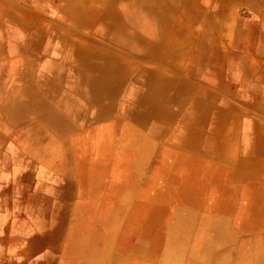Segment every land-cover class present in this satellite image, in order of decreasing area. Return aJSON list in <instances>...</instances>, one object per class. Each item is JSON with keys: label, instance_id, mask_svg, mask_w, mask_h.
<instances>
[{"label": "crops", "instance_id": "0c3cea01", "mask_svg": "<svg viewBox=\"0 0 264 264\" xmlns=\"http://www.w3.org/2000/svg\"><path fill=\"white\" fill-rule=\"evenodd\" d=\"M11 1L14 3H0V7L12 6L15 8L13 11L14 21L19 25L22 35L32 32L35 34L30 39L28 38L26 50H23L25 53L30 50V54L33 55L34 45L31 43H34V40L40 37L39 31L51 35L54 34L55 30H59L58 34L65 42L63 47L67 43L70 47L73 43L75 44L73 47L80 52V60L77 61L82 64L79 66L86 71L95 72L96 76L100 75L102 78L98 79L100 82L105 80L102 83L103 86L101 85V88L96 90L98 96L92 94L89 100L79 101L81 113L72 112L73 114L68 113V116H65V111L62 112L64 115L57 112L56 115L67 117L65 120L67 125L64 126L62 122L60 128L68 129L69 132L74 133V129L78 126H72L71 122L74 124L81 122L79 125L84 126L87 123H95L91 121L92 119H98L97 122H101L104 119L106 120L107 117H111L116 107L120 106V95L116 96V91H120L119 87L128 85L141 87L143 95L141 100H137L136 96H123L122 103H125L121 109L122 111L118 112V117L126 119V133L132 136L135 134V129H133V124L129 126V119H134V107L141 106L144 123L137 133L142 135V142L145 143H150L151 137L154 135L160 136L165 126L172 125L176 110H180L177 102H181L182 99L190 100L188 118L181 126H174L175 131L180 127L188 128V132L189 128H194L195 125L203 127L211 120V117L216 121L211 129L222 128L225 124H228L229 130H232L234 124L241 120L244 132L241 139L246 144L243 148V154H241L242 157H238V161L235 163V168L228 169V173L224 172L226 179L222 182L225 181L226 185L221 186L220 180L213 178L216 184L213 190L210 191V207L216 210V214L211 218V223L208 226L209 231L216 235L219 234L217 231L220 229H228L225 225L227 215L223 214H228L230 211L231 201L226 199L224 203H220L223 196V193L221 194L219 190L220 187L232 192L236 191V186L233 184H237L238 193L241 191L242 195L245 193L244 203L241 202L243 208L240 207L238 211L239 214L242 212V218H240L238 226H242L246 213H251V208L254 214L255 211L262 209V204H264V44L255 45L253 51L242 47L245 30H250L253 23V19L247 16L251 15L250 17H253L252 14L258 13L260 20L258 33L260 35L264 33V4L262 2L258 0H231L230 3H236L234 7L243 4L247 10L252 11L251 13L242 10L239 14L238 10H234V7L233 9L230 7L226 11L227 6H224L222 2H227V0H58V5H52L51 2H45L44 0H37L33 2L37 13L28 16L24 13L23 7L29 6L32 8L31 0ZM180 8L187 12V18H190L194 25L199 28V31L193 32L196 35V42L192 43L190 40L187 42V33L174 20L175 11L176 9L181 10ZM0 11L2 10L0 9ZM226 12H229L233 22H235L232 26V31H235L234 36L228 43L223 41L224 45L217 42L211 43L219 38L224 29ZM79 31L82 35L78 34ZM5 35L10 36V34L2 33L0 38H4ZM114 46L127 50L132 54L141 55L149 64L157 65L160 76L158 82L155 83L149 75L144 78H127L123 82V79L119 78L118 72L133 71L134 65L120 66L119 59L115 54L117 50L114 49ZM230 49L235 51H228ZM190 51H192L191 57L189 53H186ZM61 56L66 58V55ZM189 58L196 64V68L193 70L184 69L183 66ZM65 62L69 63L65 59L59 62L60 66L64 67L63 71H66L72 65ZM197 69L198 72H196ZM106 70L116 71L115 76L111 77L110 74V77L108 75L103 79L102 75ZM5 71L0 65V73ZM33 71L35 70L32 68L30 70L25 68L20 70L15 78L7 77L9 79V82L7 81L8 85L12 88L2 94L4 99L1 101L0 107H2L1 114L6 119H10L8 124L12 125L11 128L16 130V127H18V130L15 131L19 147L16 150V163L20 165L18 167L21 171V179L27 180L24 173L29 175L30 169L36 167L38 169L37 178L40 180L37 182V186H40L41 182L46 183L48 177L46 175L48 170L45 168L49 166L50 163L48 162L51 161L50 152L44 154V150H47L45 143L39 145L33 142L31 138V143L28 144L24 143L22 139L24 133L32 135L39 133L33 126L23 123L24 120L38 118L30 108V112L25 115L22 112L23 103H30L35 106V102L39 100L37 79L23 78L25 74H33ZM93 72L90 74L91 81L93 80ZM55 80L54 78L52 81ZM95 83L97 82L95 81ZM107 86L114 88L111 91L114 99L109 102L110 104L106 100L104 101L102 97L103 87L106 88ZM191 86L195 92L187 90ZM192 94L195 96L186 97ZM66 97L61 95L58 97L60 100L57 99L56 101H67L69 98L64 100ZM156 98L159 99L158 103H156ZM49 101L54 100L51 98ZM216 102H219V106L216 105ZM54 103L57 102L54 101ZM174 105L176 106L175 109L172 108ZM33 111H37V108ZM52 111L54 112V110ZM106 113L107 115H105ZM75 115H79V117L76 118ZM230 117L232 118L231 122ZM75 120H79V122ZM146 128L149 129L152 135L146 132ZM92 129L85 134L97 136L107 132L103 131V125ZM65 132L66 130L62 133ZM110 132L113 134L112 131ZM178 136L176 144H180L186 150L195 148L197 151H194V154H192L193 152L190 153L191 155L188 156L175 154L171 163L163 166L162 172L165 179L162 178V175L160 176L162 168L160 172H154L155 175L158 174L159 178H156L158 184L154 181L152 184L157 185L158 189H153L151 185H147L144 187L142 194L145 196L149 194L150 198H159V207L167 204L178 193L201 199L206 186L212 179V176L208 174L201 163L209 159L216 164L219 162L217 161L219 158L216 157L218 142L209 141L211 144L208 147L200 148L199 146H193L194 142L186 138V135L182 137L180 133ZM96 144H98L96 149L100 152L99 157L101 159L102 142H100V145L99 141ZM54 146L57 147L53 150L55 154L56 152L58 154L59 159L55 165L61 172V182L53 186L46 183L43 196L47 198L50 194H53L58 199L54 210L58 214L57 222H54L51 232L44 235L39 233V228L44 225L42 222L31 223V238L24 239L22 237V193L17 194L15 191L13 197L17 199L19 197V205H16V202H14V206L9 207L0 205V264H62L67 244L63 231L69 221L73 222L71 225H75L76 229H79L78 227L82 224L84 230L88 228V231L91 232L88 239H83L84 236L80 238L81 234L78 235L75 231L73 232L71 240L78 238V245L74 246L72 251V254L76 258L78 257L77 263L74 264H89L90 261L83 253L87 251L93 242L99 241L98 245L100 247L104 246L105 250L110 249L115 254L114 258L124 262V264L127 261L133 264H146L143 260L147 258L151 245L156 246L155 244H157L154 236L137 232L135 239H138L137 241L141 243L140 247L127 245L122 248L114 246L116 240L115 237L112 240L113 232H115L113 226L119 222V217L122 214L119 203L113 200L114 195L120 191H115V185H118V183L114 185V191L108 195L102 194L100 199H107H104L103 202H101L102 200L92 201L83 198L82 193L85 188H82L72 178L69 141ZM136 147L139 148V146ZM237 148L240 150L238 146ZM28 150L31 152L30 157L32 159L37 157L43 159L44 163H41V165L45 168L29 161V159L25 160L24 155L28 156ZM216 164V167H220ZM236 166L238 167L236 168ZM41 178L46 180L41 181ZM127 182V180H121L122 187ZM19 191H21V186ZM133 191V187L128 189V195ZM94 195L99 196L100 192L95 191ZM251 199L253 201L250 204ZM89 203H94L93 208H90ZM190 203V201L184 204L181 203V208L186 206L185 208L188 210L194 209ZM106 204L110 206L109 210H107ZM186 209L182 208L176 211L177 221L185 222L188 214ZM68 210H71V218L66 216ZM103 216H110V220L112 219L113 222L109 223L107 230L99 234L103 237L99 240L96 239L93 232L95 230L97 232V230L104 227ZM177 221H173L172 227L177 226V229L180 230L183 224L179 223L177 225ZM151 222V219L146 221L149 232H151ZM260 231V235L254 237L252 245L245 243L244 246L239 247L240 250L237 251V258L234 262L228 263V254H224L212 258L211 264H220L222 261L226 264H264V228ZM167 237L168 241H174L176 238L172 235ZM126 238L121 236L122 240ZM126 241L124 240L125 244ZM102 242H105L106 245H102ZM49 245L50 249L46 250ZM127 248L129 250L132 248L133 252H130ZM96 249L100 251L98 246ZM131 255L136 259H129L128 256Z\"/></svg>", "mask_w": 264, "mask_h": 264}, {"label": "rangeland", "instance_id": "374dc122", "mask_svg": "<svg viewBox=\"0 0 264 264\" xmlns=\"http://www.w3.org/2000/svg\"><path fill=\"white\" fill-rule=\"evenodd\" d=\"M35 1L37 0H31L32 8L29 6L23 7L24 13L28 14V16H31L32 13H37L33 5V2ZM44 1L51 2L52 5L59 4L58 0ZM258 1L264 4V1ZM230 2L231 0L222 2L224 6H227L226 11L230 7L233 9L236 4ZM0 3L11 4L14 2L11 0H0ZM0 9L2 10L0 11V35L2 33L10 34V36L5 35L4 38H0V65L6 70L5 72L0 73V103L4 99V95L2 94H4L6 90H10V88H12L10 85H8L9 79L7 77L15 78L19 74L20 70L25 68L30 70V68H32L35 70L33 71V74L29 73L32 76L25 74L23 77L26 79H37V94L39 97V104H46L48 108L52 106L58 108L57 112H59L60 115H64V113H62L63 111H65V116H68V113L73 114L72 112L81 113L79 101L89 100L92 94L98 96V92L92 91V88L89 85L92 77H90L88 84L83 86L84 89L82 86L77 85L80 77L78 74H82L84 72L83 68L74 64L76 67L70 65L66 71H63L62 67L60 66L59 62L62 59H65L61 55H68L70 50L75 49L73 47L75 44L71 43L69 47L67 43L63 47L65 44V42H63V45L59 47L60 50H62L61 54L56 52L58 56H54V54L52 55L51 53L53 50L51 49V45L47 43L48 39L43 36V34L46 32L39 31L38 34L40 37L34 40L35 45L33 46L34 49L32 50L34 52L33 55L30 54V50H28L27 54L23 50H26L28 40L35 34H33V32L23 35L21 34L19 25L14 21V7L4 6L0 7ZM180 9L181 10L176 9L174 20L176 23L178 22L183 27L182 30L187 33V42L188 40H190L192 43L194 41L196 42V35L193 32L199 31V28L194 25L190 18H187V12L184 9L183 11L182 8ZM234 10H238L239 14H241L242 10L252 13V11L247 10L243 4L234 7ZM38 12L41 14L40 11ZM252 15L254 18L250 17L251 15L247 16L248 18L253 19V23L250 30H245L246 32L242 39V47L249 50L251 49L253 51L255 49V45L258 46L261 43L264 44V33L261 35L258 33V27H260V20L258 17L259 14L255 13V15ZM11 24H14L17 32L12 29L14 27ZM234 24L235 22H233L231 15L229 12H226L225 24L223 27L224 29L219 35V38L211 43L217 42L224 45L223 41L226 43L230 42L235 32L232 31V26H234ZM78 34H81L80 31ZM46 43L48 45H46ZM53 43L57 46V42ZM114 49L117 50L115 51V54L119 59L120 66L127 67L131 66L132 64L134 65L133 71L129 70V72H118V76L121 80L123 79V82H125L127 78H144L145 76L148 77V75L155 83L158 82L160 76L157 65L155 66L149 64L147 60L141 55L132 54L127 50L119 49L117 46H114ZM228 51L232 52L235 50L230 49ZM186 53H189L190 57L192 56V51ZM65 63L67 64V62ZM183 66L184 69L190 70L196 68V64L191 58L187 59ZM56 68H58V71L60 70V75L54 76L56 80H51L50 82L44 81L46 75H50L49 71L53 73ZM196 72H198V69ZM92 74L93 79H95V72ZM194 84L196 85L197 82ZM104 89L106 88L103 87V100H106L107 103L110 104L109 102L114 98H112V95L109 96ZM119 90L120 91H116V96L120 95V106L116 107L111 117H107L106 120L104 119L101 122H97L98 119H92L91 121L95 123H87L86 125L84 124V126L75 124V126L78 127L74 129V133L69 132L68 129H57L55 126H53V121L49 117L51 114H49L47 118L45 116H39L37 119L24 120V124L33 126L34 129L39 133L36 135L24 133L22 135L23 142L30 144V139L32 138L33 142H36L39 145L45 143V148L47 150H44V154H47L46 152H50L49 154L51 156V161L48 162L50 164L47 168L41 165V163H44L42 158L37 157L32 159L30 157V150H28V156L26 154L24 155L25 160L29 159V161L39 164L48 170V173L44 172L45 174L47 173V180L41 178V181L46 180V183L50 184V186L58 185L61 182V172L55 165L59 158L57 152L55 154L53 150L57 147H53V145L64 144L68 140L70 145L69 152L71 159L72 178L77 184H80L82 188H85L84 192L82 193L83 198L92 201L102 200L101 202H103L104 199H107H100L102 194L108 195L110 193V188H114L115 184L118 183V186L115 185L117 189L119 185L121 186V180H127V184L125 183L123 185L124 187H122V189L114 195L113 200L119 203V208H121L120 211H122V214L119 217V222L113 226L115 232H113L114 235L112 240L115 237L116 241L114 240V246L116 247L123 248L127 245L140 247L141 243L137 241L138 239H135L137 232L154 236L157 240V244H155L156 246H153L154 244L151 245L150 252L147 253L146 256L147 258L143 260V262L146 264H190L191 262H193L192 264H211L212 258H214L216 255L223 256L224 254H228V263L234 262L237 258V251L240 250L239 247L244 246L245 243L252 245L254 242V237L258 234L260 235V230L264 228V204H262V209H260V211H255V214L251 208V213H246V217L244 218V223L242 226H238L240 218L238 220L237 215L239 214V208H243L241 206V202L242 204L244 203L245 193H243V195L241 194L242 191L238 193L237 184H233L236 186V191L229 192L222 187L219 189L221 194L223 193L220 203H224L226 199L231 201L230 211L228 214H223L227 215V222L225 225L228 227V229L225 230V228L222 227L223 229L217 231L219 234L214 235L211 231H209L208 227L211 223V218L216 214V210L210 207V191L213 190L216 184L215 181H213V178L220 180V185L224 187L226 185L225 181L222 182V180L226 179L224 172L228 173V169L235 168V163L238 161V157H242L241 154H243V148L246 143H244V140L241 139L242 136H244L242 129L243 124H241V120L240 122H236V124H234L232 130H229L230 127L228 124H225V126L222 128L211 129L213 127V123L215 124L216 122L214 121V118L211 117V120L203 127L195 125L193 126L194 128H189V132L188 128L180 127V129L175 131L174 126H181L188 118V107L190 105V100L186 101L185 99H182L181 102H177L180 110H176V113L173 116L174 121L171 123L172 125L165 126L162 134L160 136H152L150 143L147 142V144L141 141L142 135L135 136L139 137L140 141L133 139V136L131 135H127V121L124 118L120 119L118 117V112L124 107L125 103H122L124 100L123 96H136L137 100H141L143 95V92L141 91L142 88L136 85H128L119 87ZM187 90L195 92L192 86ZM82 93L86 95L85 99L80 98L79 95ZM61 95L67 96L64 100H67V98L69 99L67 101H56ZM193 95L194 94L186 97L191 98ZM51 98H53V100L57 103H54V101H51L53 102L51 103L49 101ZM158 102L159 99L156 98V103ZM216 105L219 106V102H216ZM78 107L79 109H77ZM172 108L175 109L176 106L174 105ZM27 110L29 112V108ZM33 110L32 113L36 115L38 111ZM1 112L2 107H0V205L5 207L14 206V202L17 203L16 205H19L18 195V199L13 196L15 191L17 194L22 193V237L24 239H29L31 236L30 234L32 233L30 225L33 222H42L44 224L41 226L42 228H39V233H41V235L46 233L49 234V232H51L53 229L55 224L54 222H57L58 219V214L54 211L58 203V199L53 194H50L47 198H44L43 195L45 192L44 189L46 187V183L44 184L41 182L40 186H37V182L40 180L37 178L38 169L36 167L34 169H30L29 175L24 173L26 174L27 180L21 179V171L19 168L20 165L16 163V150L19 147L17 145L18 137L16 136L15 131L18 130V127H16V130L11 128L12 125L8 124L10 119H6V117H4ZM56 114L54 115V119L58 123L67 119V117L63 116L61 120L62 116H58ZM105 115H107V113ZM75 117L77 118L79 115H75ZM133 117L134 119H129L128 124L129 126L133 124V129H135L137 132L140 130L139 128L142 127L139 121H143V112L141 106L134 107ZM231 119L232 118L230 117V122ZM101 125H103V131H107L103 135L96 136L94 134H85L90 130H93L92 128ZM64 130H66V132L62 133ZM110 131H112L113 134ZM146 132L149 135H152L148 128H146ZM180 133L182 134V137H185L186 135V138H189V140L194 142L193 146H199L200 148L208 147V145L211 144L209 141L218 142L216 157L217 159L219 158L217 160L219 162L218 164L215 162L214 163L220 167H216L213 161L210 159L201 163L208 174L212 176V179L206 186L201 199L192 198L178 193V195L174 196V198H172V200L167 204H163V206L159 207V198H150L149 194H147V196L142 194L144 187L147 185H151V188L153 189H158L157 185L152 184L153 181L158 184L156 178L159 177L157 176L158 174L155 175L154 172L158 173L162 168V174H160V176L162 175V178L165 179V176H163L162 172L163 166L167 163H171V160L175 154L188 156L191 155L190 153L193 152L192 154H194V151H197L195 148H192L193 150H190V148L186 150L180 144L175 143L177 138H179L178 135H180ZM221 140H223L222 143ZM98 141L99 145L100 142H102L103 146L101 157L102 161L100 160V162H97V160L93 158L94 152L98 151V149H96V147H98L96 142ZM136 146H139V148ZM237 146L241 151L237 148ZM99 153L100 152L98 151V154ZM237 167L238 166H236V168ZM152 173H154V175H152ZM213 175L215 176L213 177ZM20 186L21 191H19ZM132 187L134 188V191L128 195L129 193H127V190ZM95 191L100 192V195H94ZM252 199L250 204L253 201ZM185 200L187 202L190 201V205H192L194 209L188 210L185 208L186 206L182 207L187 210L188 214L186 216L185 222H180V220L177 221L178 219L176 218V211H178V209H182L181 203H187ZM260 201H262V199H260ZM89 206L90 208H93L94 203H89ZM108 207L109 205L106 204V208ZM70 211L71 210L66 211V216L71 218ZM149 219L152 220L151 232H149V229L146 227V221ZM111 221L112 219L110 221H104V227L102 230H107V226ZM173 221H177V225L179 223L183 224V227L180 230L177 229V226L173 228ZM207 222H209L208 225H206ZM72 223L73 222L69 221V223L65 225L63 231V235L65 236L67 244L65 246V258H62V264L77 263L78 257L76 258V256L72 254V251L74 249L73 247L78 245V238L71 240V237H73V232L75 231L78 235L81 234L82 236L80 235V238H82L84 235L88 236L89 234L88 229L84 230L82 228V224H80V227H78L79 229H76L75 225H71ZM183 228L185 230H182ZM168 235H172L177 239L175 238L174 241H168ZM121 236L127 238L122 240ZM124 240H127L126 244ZM49 249L50 245L46 250ZM128 258L131 260L136 259L132 255L128 256ZM223 263L225 262L222 261L220 264Z\"/></svg>", "mask_w": 264, "mask_h": 264}, {"label": "bare ground", "instance_id": "6f19581e", "mask_svg": "<svg viewBox=\"0 0 264 264\" xmlns=\"http://www.w3.org/2000/svg\"><path fill=\"white\" fill-rule=\"evenodd\" d=\"M7 14V13H6ZM6 19V18H5ZM14 28H12L15 32H17L16 31V28H15V26H14V24H11ZM17 26V25H16ZM58 32H59V30H55L54 31V34H46V33H44L43 34V36L44 37H46L47 39H48V41H47V43L48 44H50L51 45V49H53L52 51H51V53H52V55L54 54V56L55 55H57L58 56V54H56V52L57 53H59V54H61V51L62 50H60V48L59 47H61L62 45H63V42H64V40H63V38L58 34ZM53 42H57V46L53 43ZM46 43V45H48ZM59 44H60V46H59ZM33 45H35V43L33 44ZM54 45H55V47H54ZM48 48V47H47ZM75 48V47H74ZM76 49V48H75ZM75 49H72V50H70V52L68 53V55H66V57L67 58H65V60L66 61H68L69 63H73L72 65L74 66V64L75 65H81L82 63H79L77 60H80V52L78 51V50H75ZM49 52V51H48ZM70 57V58H69ZM52 60V59H51ZM81 62V61H80ZM104 63L107 65V63H106V61L104 60ZM68 64V63H67ZM74 67H76V66H74ZM73 67V68H74ZM64 67H62V69H63ZM82 68V67H81ZM70 69V68H69ZM60 71V70H59ZM59 71H58V68H56L54 71H53V73H51V71H49L50 72V75H46V78H44V81H47V82H50L51 80H53L54 79V76H59L60 75V73H59ZM83 73L81 74H78V76H80L79 77V82L77 83V85H80V86H82V88H83V86H86V84H88V82H89V79H90V74H91V72H93V71H89V70H85L84 68H83ZM106 74V75H105ZM110 74H111V77H114L115 76V74H116V71H112V70H106L105 72H103V75H102V77H103V79L105 78V77H107L108 75V77H110ZM24 79H26L25 77H23ZM98 79H102L101 78V76L99 75V76H96L95 77V79H93V82L91 81L90 82V84H92V85H90V87L92 88V91H94V92H98V91H96L97 89H100L101 88V85H102V83H104V81L105 80H101V82L98 80ZM95 81H97V83H95ZM99 83V84H98ZM103 86V85H102ZM84 89V88H83ZM105 90V92L106 93H108V95L110 96L111 94H112V92L111 91H113L114 90V88L113 87H109V86H107L106 87V89H104ZM103 91V90H102ZM80 96V98H82V99H85V97H86V95H84L83 93L81 94V95H79ZM93 103H94V100H93ZM28 104V105H27ZM27 104H22V112H23V114L25 115L26 113H28V108H30V110H33V109H35V108H37V116L39 117V116H42V115H45L46 117L49 115V114H51L49 117H50V119H52V124H53V126H55L57 129H60V124L63 122V125L64 126H66L67 125V123L65 122V121H60V123H58L57 121H55V119H54V115L57 113V109L58 108H56V107H54V106H52V107H50V108H48L47 106H46V104H39L38 103V101L37 102H35V106H32V104H30V103H27ZM30 110H29V112H30ZM52 110H54V112L52 111ZM62 118H63V116L61 117V120H62ZM76 122H79V120H77ZM81 122H79L78 123V125L80 124ZM139 123L142 125L143 123H144V121H139ZM71 125L72 126H75V124L74 123H72L71 122ZM136 135H140V134H138L136 131H135V134L134 135H132L133 136V138L135 139V140H139L140 141V138L139 137H135ZM100 136V135H99ZM141 141H142V139H141ZM137 144H139V143H137ZM93 158L94 159H96L97 160V162H100V157H99V154H98V151H95L94 152V155H93ZM102 161V160H101ZM230 170V169H229ZM118 186V185H117ZM117 189H119V190H121L122 189V184H121V186L119 185V187H117ZM116 189V187H115V191H118ZM112 191H114V189L113 188H110V192H112ZM235 191V190H234ZM110 207V206H109ZM107 208V210H109L110 208ZM106 210V211H107ZM239 218H242V212H240V214H238L237 215V219L239 220ZM103 221H110V216H108V217H105L104 218V216H103ZM112 222V221H111ZM86 229H88V228H86ZM105 230L103 229H100V230H97V234L95 233V232H93V234L95 233V237H96V239H99V240H101L103 237H101V235H99L101 232H104ZM91 232H90V230H89V234H90ZM88 234V236H86V235H84V237H83V239H88L89 238V235ZM82 241V240H81ZM88 243V242H87ZM100 243V241L99 242H96V243H94L93 242V244L87 249V251H84V255H86L87 256V259L90 261V263L89 264H124V262H122V261H119V260H117V259H115L114 258V255L115 254H113V252H111L110 251V249L109 250H105V247L104 246H102V247H100L98 244ZM102 245H106V243L105 242H102ZM99 247V249H100V251H98L97 249H96V247ZM128 249V248H127ZM129 250V249H128ZM130 252H133V249L131 248L130 250H129ZM132 262H130V261H127L126 262V264H131ZM133 264V263H132Z\"/></svg>", "mask_w": 264, "mask_h": 264}]
</instances>
